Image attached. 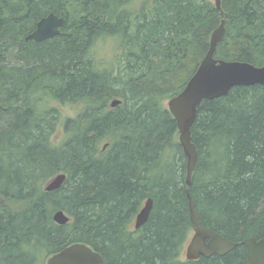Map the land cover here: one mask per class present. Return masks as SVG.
<instances>
[{
  "label": "trees",
  "instance_id": "16d2710c",
  "mask_svg": "<svg viewBox=\"0 0 264 264\" xmlns=\"http://www.w3.org/2000/svg\"><path fill=\"white\" fill-rule=\"evenodd\" d=\"M132 1L0 0V264H39L73 242L102 264H248L241 241L259 236L264 214V86L201 101L189 186L162 103L183 89L222 19L214 57L264 65V0H221V9L213 0ZM48 13L64 18L60 33L26 40ZM107 38L114 49L102 64L96 49ZM54 102L81 109L64 119ZM58 126L64 137L53 145ZM59 173L62 185L45 190ZM188 193L201 223L235 248L181 260ZM56 210L70 220L55 223Z\"/></svg>",
  "mask_w": 264,
  "mask_h": 264
},
{
  "label": "water",
  "instance_id": "95a60500",
  "mask_svg": "<svg viewBox=\"0 0 264 264\" xmlns=\"http://www.w3.org/2000/svg\"><path fill=\"white\" fill-rule=\"evenodd\" d=\"M215 6L221 9V0H213ZM64 18L54 13L42 16L35 28L26 36V40L41 42L50 39L60 33ZM225 35L224 20L212 32L209 48L187 80L183 89L167 100V109L176 121L178 130V142L186 157V184L190 185L191 173L195 168L197 150L191 141V126L193 125L197 107L204 99H214L226 95L234 86H264V65L256 66L252 63L239 60H225L214 57L217 44ZM120 102L114 98L110 105L116 106ZM65 180V174L59 173L47 182L44 189L51 191L59 188ZM189 202V217L193 233L185 248L186 259H197L200 256L222 255L237 246V242L231 241L216 231L201 223L195 203L191 195L187 194ZM151 197L135 215L134 228L141 227L148 219L152 209ZM52 219L59 225L70 220L63 210H56ZM245 247V255L248 264H264V214L259 237L245 238L241 241ZM101 255L89 245L82 242L70 243L55 253H52L45 264H102Z\"/></svg>",
  "mask_w": 264,
  "mask_h": 264
},
{
  "label": "rangeland",
  "instance_id": "374dc122",
  "mask_svg": "<svg viewBox=\"0 0 264 264\" xmlns=\"http://www.w3.org/2000/svg\"><path fill=\"white\" fill-rule=\"evenodd\" d=\"M144 1H146V0H133L131 3V7L136 9V8L140 7ZM113 49H114V40L111 38H107L104 45L101 48L96 49V57H99V59L101 60V63L103 64L104 61L102 59L104 57L108 58V56H110V54L112 53ZM167 100L163 101V103H162L163 107L167 108ZM52 105L59 109L61 117H65L64 119L76 118L80 109H81L80 106L77 104H68V105L64 106V104L54 102V103H52ZM63 137H64L63 130L60 126H58L56 129V132L52 136L51 143L53 145H60L61 141L63 140ZM176 138L178 139V134H177ZM48 181H50V180H48ZM186 245H187V243L184 245L183 249L181 250V256H180L181 260L186 259V257H185ZM47 256L48 255H44L42 257V259H40L41 262L39 264H42V260H43V264H45Z\"/></svg>",
  "mask_w": 264,
  "mask_h": 264
},
{
  "label": "flooded vegetation",
  "instance_id": "af4514ba",
  "mask_svg": "<svg viewBox=\"0 0 264 264\" xmlns=\"http://www.w3.org/2000/svg\"><path fill=\"white\" fill-rule=\"evenodd\" d=\"M258 237H259V236H258ZM258 237H256V238H258ZM230 250H231V249H230ZM230 250H229V251H230ZM245 256H246V255H245Z\"/></svg>",
  "mask_w": 264,
  "mask_h": 264
},
{
  "label": "bare ground",
  "instance_id": "6f19581e",
  "mask_svg": "<svg viewBox=\"0 0 264 264\" xmlns=\"http://www.w3.org/2000/svg\"><path fill=\"white\" fill-rule=\"evenodd\" d=\"M56 223V222H55ZM228 252V251H227Z\"/></svg>",
  "mask_w": 264,
  "mask_h": 264
}]
</instances>
